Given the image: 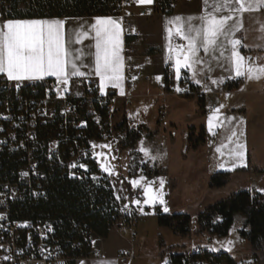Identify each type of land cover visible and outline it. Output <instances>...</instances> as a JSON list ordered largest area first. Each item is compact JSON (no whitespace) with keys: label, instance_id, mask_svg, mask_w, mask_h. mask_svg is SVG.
I'll return each instance as SVG.
<instances>
[{"label":"built area","instance_id":"1","mask_svg":"<svg viewBox=\"0 0 264 264\" xmlns=\"http://www.w3.org/2000/svg\"><path fill=\"white\" fill-rule=\"evenodd\" d=\"M130 2L119 0L117 4L124 35V98L136 85L150 82L146 69L152 62L149 54L140 51L141 38L123 12ZM178 5V0H162L156 7L172 12ZM171 44L182 45V39L174 35ZM173 65V61L165 63L163 79L157 84L158 95L198 94L197 86L186 79H175ZM119 98L113 91L102 93L93 78L77 77L67 84L55 79L11 84L0 77V264H76L102 257L101 236L87 231L84 240L65 243L57 236L50 218L21 217L18 206L47 196L44 184L55 165L62 167L68 178L85 177L89 161L94 159L92 142L111 144L113 152L119 154L124 133L136 132L140 127L130 117L112 122ZM210 113L209 108L205 109L204 115ZM91 123L95 131L90 130ZM134 191L118 202L121 217L115 221L117 228L131 237L134 226L142 221L138 205L133 202L139 199L142 189ZM187 251L189 255L205 252L195 245ZM170 255V251L164 253ZM118 257L129 259L133 255L122 251ZM250 261L255 263L254 259Z\"/></svg>","mask_w":264,"mask_h":264},{"label":"rangeland","instance_id":"2","mask_svg":"<svg viewBox=\"0 0 264 264\" xmlns=\"http://www.w3.org/2000/svg\"><path fill=\"white\" fill-rule=\"evenodd\" d=\"M190 1L178 0V4L181 5ZM179 5L176 10L179 9ZM126 6L124 7V13ZM153 9L156 13H167L163 9H157L156 6ZM146 13L149 14L148 10H146ZM205 56L209 60L205 66L212 68L217 64V60L213 59V56L217 57L216 52L205 54ZM190 70L196 80L200 81L204 77H208L211 81L210 87L204 89L206 104L214 105V109L219 108V117L223 122L222 126L215 129V135L208 130L207 121L211 113L209 115L202 113L201 105L198 102V99L202 98L199 91L197 97L190 95L192 97L188 99L183 96L168 99L165 103L167 113L165 117L162 114L158 115V106L152 104L151 97L134 98L133 102L135 104L132 103L131 106L136 110L135 113L138 119L148 122L150 128L147 127L143 130L140 139L132 147L120 151L118 155L113 152L111 144L92 142V153L97 166L109 178L116 192L126 191V184H128L131 193L135 192L134 190L137 187L142 189L141 196L136 199L140 201L136 205H138V210L142 214V221L134 228L137 234L135 242H133L135 247L133 253L139 257H135L127 264H165L168 260L166 256L160 255L162 258L155 257L158 254L159 235L162 236L166 246H177L176 250L180 249V243L186 242V248L195 245L202 251H207L213 255L228 254L237 264L243 259H253L252 254L254 252L250 249L247 252L237 253L244 249L245 244H247L239 235V230L244 224V217L241 214L235 215L232 227L225 236L204 233L199 239H196L192 234L190 240L184 241L181 237L175 236L168 227L158 225L157 212L188 214L191 216L192 226H194L196 216L203 208L228 198L238 189L246 188L264 193V91L259 89V97L251 94L236 95L230 100L224 101L223 97L217 93L218 91L221 92L223 88L214 76L209 75L211 72L204 74L200 64H196ZM181 71L182 69H180V73ZM213 81H216V83H213ZM9 82L11 84L18 83V81L10 80ZM156 89L158 91V85H156ZM160 97L163 98V96ZM243 101L245 103L252 102L250 104L252 109L249 115L242 120L243 123H240L241 120L237 119L235 121L233 116L230 115V110L241 106ZM115 115L112 122L122 118L123 114L120 108L117 109ZM125 117L124 119L127 118ZM229 117L233 119L228 120ZM232 130H235L238 134L233 140L238 139L239 142L245 145L243 166L235 168H233V163H238V161H234L229 155V148L234 147V143H230L228 140ZM241 132L243 135H240ZM222 145L224 146L221 148L223 155L216 151ZM141 147L149 150V156H145L139 150ZM151 157L156 158L152 159ZM145 163L148 167L146 170L150 172L149 175L144 173L143 165ZM221 163L225 167H219L218 165ZM134 164L138 165V169L135 174H130V165ZM106 168L108 170H105ZM226 170L231 171L226 184L219 188H209L210 175L217 171ZM145 175L146 179L144 178ZM161 179L164 181L162 188L160 186ZM132 180H140V184L133 187ZM146 186L151 187L153 194L162 193L164 203L161 204L157 201L153 204H145L144 188ZM165 207L168 209L167 212L164 211ZM114 225L111 228L110 240L105 244L109 250L115 245H128L130 239L134 240L135 238L134 234L133 238L119 234L120 230ZM229 241H231V244H228ZM229 247L231 251H228ZM101 250L103 256L104 239L101 243ZM164 253L165 251L162 255ZM200 264L212 263L204 261Z\"/></svg>","mask_w":264,"mask_h":264},{"label":"trees","instance_id":"3","mask_svg":"<svg viewBox=\"0 0 264 264\" xmlns=\"http://www.w3.org/2000/svg\"><path fill=\"white\" fill-rule=\"evenodd\" d=\"M119 0H0L2 19L68 18L96 15H117ZM162 0H155L160 3ZM240 79L226 81L224 86H238ZM44 82V81H43ZM42 82V83H43ZM188 99L190 96H184ZM202 100V99H201ZM125 115H122L124 118ZM123 120V119H122ZM123 127V123L121 127ZM90 130L95 131L93 123ZM147 127L140 123L136 132H125L120 151L132 147ZM147 164L144 173L149 175ZM138 165H130L129 173L135 174ZM45 181L47 196L27 200L18 206V213L26 218H50L55 225L57 236L65 243L84 240L87 231L105 239L115 221L121 217L117 209L119 200L115 197L109 178L100 171L95 159L89 161V171L81 179L68 178L62 167L54 166L48 171ZM92 174V175H91ZM231 171H217L210 175L208 187L211 189L226 184ZM127 183V182H126ZM127 189L129 190V186ZM236 214L244 217L240 237L253 251L254 264H264V193L249 189H238L228 198L214 202L201 210L192 229V218L184 213L157 212L159 226L168 227L175 236L190 240L191 235L199 239L202 234L225 236L230 231ZM158 251H171L165 264H233L228 254L213 255L208 252L189 255L186 242L166 246L161 235L158 237Z\"/></svg>","mask_w":264,"mask_h":264},{"label":"snow or ice","instance_id":"4","mask_svg":"<svg viewBox=\"0 0 264 264\" xmlns=\"http://www.w3.org/2000/svg\"><path fill=\"white\" fill-rule=\"evenodd\" d=\"M137 2L151 4L152 0H137ZM202 4V14L199 16H189L186 19L177 16L167 21L170 27H165L168 40L166 62L174 61L177 79L180 78L182 67L192 69L196 64L203 62L198 56L201 49L206 55L219 50L220 57H223L225 41L230 46V53L226 59L235 77H246L248 80H260L264 77V64L252 63L251 58L243 56L240 51L242 41L234 38L235 33L243 27L242 14L264 10V0H202ZM193 21H199V24H193ZM90 31L94 33L92 39L95 51L89 52L88 55L94 56V71L100 78V91L103 93L107 83L119 87L123 79L121 28L120 24L111 18H97L91 25ZM260 31L264 32V24H261ZM88 34V31H77L75 41H66L65 24L62 20H8L0 27V74H5L9 80L17 81L55 76L58 81L67 84L69 76L84 75L79 70L82 65L76 63L81 56L73 55L71 44L80 43ZM173 34L178 35L186 43L174 47L171 44ZM75 51L80 53L82 50ZM213 59L218 57L213 56ZM159 79L157 77V80ZM207 123L209 132L215 135V129L223 123L219 117V108L212 110ZM240 123L243 121L241 120ZM237 135V132L232 130L228 137L229 142L234 143V147L229 148V155L234 161H238L233 163V168L243 166L245 159V145L238 139L233 140ZM240 135L243 133L241 132ZM222 147L224 146L216 149L221 155H223ZM139 150L145 156H149L147 148L141 147ZM218 166L225 167L223 163ZM131 183L133 187H137L140 180H132ZM163 183L161 179V188ZM144 192L145 204H153L157 201L164 203L162 193L153 194L150 186H146ZM133 202L140 203L139 200ZM164 211H168L167 207ZM228 244H231V241ZM228 251H231L230 247ZM101 264H111V262L102 261Z\"/></svg>","mask_w":264,"mask_h":264},{"label":"crops","instance_id":"5","mask_svg":"<svg viewBox=\"0 0 264 264\" xmlns=\"http://www.w3.org/2000/svg\"><path fill=\"white\" fill-rule=\"evenodd\" d=\"M157 3H155V0H152L151 4H140L137 2V0H132L129 5L125 8V14L128 16V18L132 21L133 29L135 33L141 37V45L140 50L143 53H147L151 56L152 62L151 65L146 69V72L150 75V82L149 83H140L136 85L133 89H131L128 92L127 97H123L126 93L124 89V82L123 79L120 82L119 87H113L111 83H107L104 92L106 91H113L117 93L120 98L118 99V105L117 109L119 108L122 111V114L126 117H130L136 121H138L141 124H144L146 127L150 128L148 125V122L141 121L138 119L136 115V110L133 109V102L134 98H152V104L158 106V115L162 114L163 117L167 115L165 111V103L168 99H176L171 97H160L158 95V91L156 89V85L158 82H160L163 79V69L166 63V56L168 55L167 52V44L168 40L166 39L167 33L165 32V27L170 25H167V21L171 20L174 17L180 16L183 18H187L189 16H199L202 14V0H191L189 3H182L179 5V9L167 12V13H156L153 11L154 6H156ZM148 10L149 14L146 13V10ZM153 11V12H152ZM144 12V13H141ZM97 18H111L114 21H117L120 24L121 32H120V38H121V56L123 58V46H124V35H123V29H122V19L119 15H96V16H86V17H68V18H30V19H2L0 18V27H2L3 23H5L8 20H62L65 24V40H72L75 41V32L77 31H88L89 34L87 37L83 38L80 43H72L71 49L73 50V55H80L81 59L77 60L76 63L78 65H82L80 67V71L84 73L83 76H69L68 81L77 78V77H90L93 78L98 85V88L100 90V78L95 74L94 71V56H89V52L95 51L94 48V40L92 37L94 36V33L90 31V27L93 23H95V20ZM193 24H199V21H193ZM232 23V22H229ZM242 24L243 27L235 33V37L237 39H240L242 41V47L240 48L241 54L245 56L246 58H251L252 63L255 64H264V32L260 31L261 24H264V10L252 12V13H244L242 14ZM175 34H173L174 36ZM183 44L186 42L182 40ZM80 49L82 50L80 53H77L75 50ZM217 53V64L209 68L205 66L206 62L209 60L206 58L205 53L203 52V49H201L198 53V56L203 61L200 66L202 68V71L204 74L206 72H211L209 75L214 76V78L219 82V85L222 86L223 90L218 91L217 93L220 94L221 97H223L224 101L230 100L236 95H255L256 97L260 96L259 89H262L264 91V77H262L260 80H248L246 77H235L234 72L231 71L230 65L228 64L227 57L230 53V46L227 45V42L225 41V51L224 56L220 57L219 50L216 51ZM171 61V60H168ZM207 65V64H206ZM182 71L180 73V78L177 79L176 76V70L174 71V77L177 80L186 79L189 83L195 85L198 87L200 93H201V99H198V102L201 105L202 113L203 109L206 104V93L205 88L210 87L211 81L208 77H204L203 80H196L193 78L191 74V70L182 67ZM123 75H124V62H123V69H122ZM1 77L9 80L5 74H0ZM157 77L160 79L157 80ZM50 79H56L55 76H45L43 79H32V80H19L18 82H24V83H36L41 82L45 80ZM240 79V83L238 86H234L232 88H226L224 86L226 81H233ZM10 81H17V80H10ZM199 81V83H197ZM62 82V81H60ZM123 92V94H121ZM264 94V92H263ZM192 96H190L191 98ZM197 97V96H196ZM241 106L236 108H231L230 115L233 116L235 121L238 120H244L250 113L252 106L250 105L252 102L245 103L244 101L241 102ZM161 104V105H159ZM214 106V105H213ZM228 111V110H227ZM157 114V113H156ZM204 114V113H203ZM121 118L120 120L122 121ZM232 123V122H231ZM205 132V131H204ZM206 133V132H205ZM244 168V167H243ZM246 169V168H245ZM146 179V175L144 177ZM112 184V183H111ZM113 192L115 197L120 201L122 199H126L130 197L131 190L126 188V191L122 192H116L113 185ZM193 223V222H192ZM137 225V224H136ZM135 225V226H136ZM117 227L116 225H114ZM136 228V227H134ZM193 228V226H192ZM121 231H119V234H123ZM136 230L134 229V240L130 239V242L128 245H115L112 247L111 250L107 249L106 243L109 238L111 237V229L109 230L108 236L104 239V250H103V256L99 258L94 259H85L80 261L77 264H81V262H84V264H101L102 261H109L111 264H127L135 257L133 253V249L135 248L133 245V242H135L136 239ZM126 235V234H124ZM130 236V235H128ZM131 237V236H130ZM133 238V237H131ZM189 249V248H188ZM249 250L248 244H245V248L238 251L240 252H247ZM122 251H130L133 255L131 259H121L118 257V254ZM171 252V251H170ZM158 251V254L155 255V257L164 256L161 255ZM168 258V257H167ZM250 259H243L241 261H248ZM237 264V263H233Z\"/></svg>","mask_w":264,"mask_h":264},{"label":"bare ground","instance_id":"6","mask_svg":"<svg viewBox=\"0 0 264 264\" xmlns=\"http://www.w3.org/2000/svg\"><path fill=\"white\" fill-rule=\"evenodd\" d=\"M182 45H183V42H182ZM50 80H52V79H50ZM56 80V79H55ZM46 81H49V80H45L44 82H46ZM41 82H43V81H41ZM41 82H36V83H32V84H37V83H41ZM192 96H197V94L196 95H192ZM210 109L211 110V112H212V110L214 109V106L213 105H207V106H205L204 107V109H203V113H204V111H205V109ZM124 121V119L122 120V122ZM135 227V226H134ZM133 234H134V228H133ZM167 251H169V250H167ZM167 251H165V252H167ZM187 253H188V251H187ZM211 254V253H210ZM85 260V259H84ZM252 260V259H251ZM82 261V260H81ZM80 262V261H79ZM78 262V263H79ZM249 262H251V261H247V263H249ZM77 264V263H76Z\"/></svg>","mask_w":264,"mask_h":264}]
</instances>
